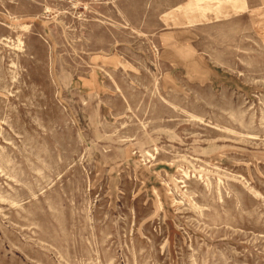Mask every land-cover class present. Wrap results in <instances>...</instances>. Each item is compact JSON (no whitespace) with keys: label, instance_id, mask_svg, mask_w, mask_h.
<instances>
[{"label":"rangeland","instance_id":"374dc122","mask_svg":"<svg viewBox=\"0 0 264 264\" xmlns=\"http://www.w3.org/2000/svg\"><path fill=\"white\" fill-rule=\"evenodd\" d=\"M0 264H264V0H0Z\"/></svg>","mask_w":264,"mask_h":264}]
</instances>
